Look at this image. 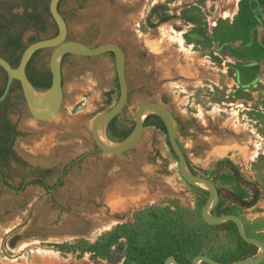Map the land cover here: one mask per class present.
Listing matches in <instances>:
<instances>
[{
	"label": "rangeland",
	"instance_id": "1",
	"mask_svg": "<svg viewBox=\"0 0 264 264\" xmlns=\"http://www.w3.org/2000/svg\"><path fill=\"white\" fill-rule=\"evenodd\" d=\"M240 1L61 0L59 9L68 39L91 47L111 41L124 51L128 98L116 116L114 134L132 126L142 102L166 104L177 119L176 137L191 169L220 190L216 212L239 216L246 234L264 243V61L246 59L241 40L215 38V31L224 28L219 30V19L232 22ZM187 4L200 8L205 38L179 17ZM243 6L256 18L249 41H261V3L244 0ZM173 14L177 17L163 20ZM46 25L39 38L55 32L51 18ZM31 34L25 32L22 40ZM51 50L34 56L40 69L48 70ZM98 57L63 56V101L49 120L38 121L23 103L9 110L20 130L13 141L16 152L33 165L52 169V174L46 184L32 182L17 192L0 185V264H163L159 260L164 253L180 264H191L196 255L232 263L243 253L257 255L259 249L244 246L234 225L216 227L203 221L200 211L207 192L182 179L165 131L148 124L132 149L116 155L97 151L90 125L99 105L82 103L69 80L73 74L86 75ZM249 65L257 69L242 71L241 77L239 67ZM114 86V99L102 110L118 98L116 77ZM59 115L71 122L54 124ZM109 135L119 141L113 132ZM219 159L230 160L242 178L256 183L259 199L254 206L245 208L227 197L229 191L249 198L250 190L224 167H215ZM116 162L127 175V187L121 185L117 203H107L101 198L103 173ZM96 244L99 254L87 251ZM36 249L58 258L53 263L41 259Z\"/></svg>",
	"mask_w": 264,
	"mask_h": 264
},
{
	"label": "water",
	"instance_id": "2",
	"mask_svg": "<svg viewBox=\"0 0 264 264\" xmlns=\"http://www.w3.org/2000/svg\"><path fill=\"white\" fill-rule=\"evenodd\" d=\"M60 0H49L48 11L55 23L57 32L51 37L41 38L29 43L22 51L17 66L13 67L5 58L0 56V67L6 74V83L0 100L9 91L13 79L18 80L22 89L27 109L31 116L38 121H47L60 110L63 101L61 61L64 55L96 56L111 52L113 54L114 70L118 83V98L108 109L97 113L90 125V133L96 148L107 154H121L132 149L139 141L143 124L148 114H156L162 121L168 143L174 153L178 171L182 179L189 185L205 190L207 198L201 207V218L212 226L225 222H232L241 240L259 249L257 255L240 259L232 263H222L207 255H196L191 264L203 262L205 264H259L264 259V243L246 234L242 219L231 213L213 215L211 211L217 205L219 193L216 184L209 178L194 173L188 165L187 158L181 149L177 137V119L172 110L159 101L142 102L135 110L134 123L130 133L122 140L111 141L107 137V126L124 108L128 98V84L125 71V54L122 47L111 41L88 46L76 40L67 38L68 28L65 19L60 14L58 3ZM51 48L48 60L50 72V86L47 89H35L25 75V66L30 56L37 50ZM163 264H178L174 257L168 256Z\"/></svg>",
	"mask_w": 264,
	"mask_h": 264
},
{
	"label": "trees",
	"instance_id": "3",
	"mask_svg": "<svg viewBox=\"0 0 264 264\" xmlns=\"http://www.w3.org/2000/svg\"><path fill=\"white\" fill-rule=\"evenodd\" d=\"M263 9H264V0H258ZM48 3L49 0H0V56L5 58L13 67L17 66L20 55L23 49L29 44L38 39L39 33H44L47 29V20L51 18L48 11ZM244 0H241L239 3V9L232 22L229 20L219 19L217 22V26H223L224 28L220 31H215V38L219 41H234L241 40V53L246 59L252 60H262L264 61V36L261 41H258L256 38L252 41H249V30L253 28L256 23L255 15L251 11L245 10L243 6ZM59 6V3H58ZM21 8L20 12H15V8ZM202 12L198 6L187 4L181 9L179 13V17L182 18L187 23L194 25L193 30L201 34L204 38L206 37V27L203 22ZM170 17L176 18L177 15H168L164 17L163 20L169 19ZM54 23V22H53ZM223 23V25L221 24ZM55 25V23H54ZM56 28V26H55ZM31 31L33 34L29 35L24 42L22 40V36L25 32ZM57 32V28L53 35ZM255 32V31H254ZM52 35V36H53ZM51 37V36H50ZM185 40L187 37L184 35ZM40 50L35 51L29 58L26 63L25 70H30V63L34 56ZM111 57L113 56L111 52L108 53ZM239 73L242 71H248L257 69V65H249L248 67H239ZM0 71L5 75L4 71L0 67ZM242 77V73H240ZM28 79L33 85V87L37 89H47L50 86V72L44 71H34L33 73L28 74ZM6 78L4 79L3 87L0 89V96L3 92ZM12 88L10 90H13ZM3 103L0 101V167L2 166L1 161L4 159L5 154L10 149V145L15 136L20 133L15 130V125L10 122L8 117V109L3 108ZM117 117H114L108 124L109 133L113 132L114 137L118 140L124 139L131 131L133 124L130 128L126 130L119 131L114 134L115 130V121ZM151 124L157 126L161 130L165 131L164 125L160 118L156 114H148L144 120L143 127ZM166 132V131H165ZM188 162V160H187ZM190 166V163L188 162ZM215 167L219 169V167H224L228 170L235 182L247 187L250 190L249 198H241L236 194L226 191L227 197H229L233 202L239 204L242 207L250 208L254 206L259 199V189L254 182H250L245 180L240 175L237 167L228 159H219L216 162ZM191 168V167H190ZM192 170V169H191ZM193 171V170H192ZM57 183L61 184V179L57 181ZM218 189V188H217ZM218 192L220 190L218 189ZM217 206L214 208L215 215H220L221 213L216 212ZM231 223L230 221L220 224L216 227H222L223 225H227ZM240 238V237H239ZM244 246L246 247H254L252 245L247 244L243 240H241ZM87 251L96 252L99 254V245H95L93 247H88ZM163 254V253H162ZM166 259L167 255L165 253L162 256ZM248 253H243L242 256L238 258L245 259L248 258ZM178 264L180 262L176 260ZM98 264V263H94Z\"/></svg>",
	"mask_w": 264,
	"mask_h": 264
},
{
	"label": "crops",
	"instance_id": "4",
	"mask_svg": "<svg viewBox=\"0 0 264 264\" xmlns=\"http://www.w3.org/2000/svg\"><path fill=\"white\" fill-rule=\"evenodd\" d=\"M70 55V54H69ZM73 55V54H71ZM78 56V55H73ZM99 61L93 63L91 61L89 65H93L90 71L86 74H73L69 80L71 85V92L83 99L84 101L89 100L90 107H94L99 105V112H102L101 107L112 103L114 99V94L116 93L114 86L115 79V70L113 59L107 54H100L98 57ZM79 63H83V61H78ZM98 66V67H94ZM62 70V69H61ZM64 83V73L62 71V86ZM98 102V103H97ZM93 105V106H92ZM110 133L107 132V137L110 139ZM112 138V137H111ZM114 139H116L114 137ZM102 152V151H99ZM104 153V152H102ZM107 154V153H105ZM105 172L103 173L102 180L104 181V187L101 191L102 200H106L107 203H117L119 195L117 192L119 191L121 185L124 187L125 181H127L126 174H124L118 170L117 162L112 164L111 167L105 168ZM122 183V184H121ZM127 186L125 185L124 188ZM117 199L115 202L114 200Z\"/></svg>",
	"mask_w": 264,
	"mask_h": 264
},
{
	"label": "flooded vegetation",
	"instance_id": "5",
	"mask_svg": "<svg viewBox=\"0 0 264 264\" xmlns=\"http://www.w3.org/2000/svg\"><path fill=\"white\" fill-rule=\"evenodd\" d=\"M60 2L61 0L59 1V4ZM58 9H59V6H58ZM59 12H60V9H59ZM60 14L63 16L61 12ZM63 18L65 19L64 16ZM34 71L44 72L48 70L40 69L37 66V64L34 62V58H33L30 63V70H27V71L25 70V75L27 79H28V74L33 73ZM5 78H6V74L5 75L3 74V76L0 79V89L3 87ZM11 86L12 88H14L13 90H10ZM0 101H2L3 103L2 105L3 108L8 109V111L15 105V103L16 104L23 103L26 105L25 99L22 93V89H21V86L18 80H15V79L12 80L9 91L4 96V98H2ZM10 122L12 123L11 120ZM15 130L20 133V130H18L16 126H15ZM107 132H109L108 128H107ZM13 141H12V144L10 145L9 151L7 152V154H5L4 159H2L1 161L2 166L0 167V185L6 189L17 192L21 188H24L27 184L32 183V182H39L41 184H46V179L51 177L52 169L47 168V167H41L40 165H37V164L33 165L32 163H29L24 157H22V155L16 152V150L13 147ZM97 151L99 150L97 149ZM63 174L64 173H62V175L58 177V180L63 178ZM12 178H16L17 181L12 180ZM218 193L220 194V192Z\"/></svg>",
	"mask_w": 264,
	"mask_h": 264
},
{
	"label": "bare ground",
	"instance_id": "6",
	"mask_svg": "<svg viewBox=\"0 0 264 264\" xmlns=\"http://www.w3.org/2000/svg\"><path fill=\"white\" fill-rule=\"evenodd\" d=\"M179 43H181V40L179 39ZM54 119V118H53ZM69 122L67 118L64 117V115H59L56 117L55 121L53 122L54 124L56 123L57 125L61 124V125H68ZM48 125V124H47ZM63 125V126H64ZM52 128V127H51ZM46 131V130H45ZM45 133V132H44ZM47 135V134H46ZM49 135V134H48ZM51 136V135H50ZM42 146V145H41ZM256 152V148H254V150L252 151V154H255ZM112 205V204H111ZM114 208H116L117 206L112 205ZM35 253L38 254L37 256L40 257L41 259H44L46 261L49 262H54L57 260V254L51 251H47V250H42V249H36ZM34 254V253H33ZM40 259V260H41ZM43 264H46L45 262H43Z\"/></svg>",
	"mask_w": 264,
	"mask_h": 264
}]
</instances>
